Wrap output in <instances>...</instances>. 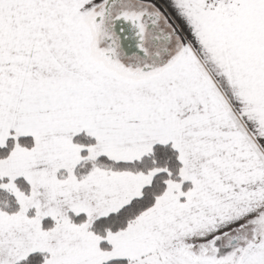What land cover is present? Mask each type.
Here are the masks:
<instances>
[{
	"label": "snow or ice",
	"instance_id": "6c2138e0",
	"mask_svg": "<svg viewBox=\"0 0 264 264\" xmlns=\"http://www.w3.org/2000/svg\"><path fill=\"white\" fill-rule=\"evenodd\" d=\"M0 264H264V0H0Z\"/></svg>",
	"mask_w": 264,
	"mask_h": 264
}]
</instances>
